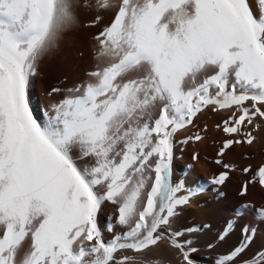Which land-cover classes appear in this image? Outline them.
I'll use <instances>...</instances> for the list:
<instances>
[{"label": "snow or ice", "instance_id": "snow-or-ice-1", "mask_svg": "<svg viewBox=\"0 0 264 264\" xmlns=\"http://www.w3.org/2000/svg\"><path fill=\"white\" fill-rule=\"evenodd\" d=\"M257 4L259 14L252 0H0V264H153L161 245L179 264H202L212 225L182 226L185 209L209 191L223 198L237 171L252 176L241 196L264 186V166L225 160L264 128ZM81 9L94 13L88 23ZM78 27H100L99 63L84 82L51 88L38 110L39 61ZM206 112L220 116L221 171L188 184L193 165L177 180L174 163L182 146L207 139ZM261 227L264 206L242 202L206 244L208 264H264V248L249 255ZM237 229L238 243L220 252Z\"/></svg>", "mask_w": 264, "mask_h": 264}, {"label": "bare ground", "instance_id": "bare-ground-1", "mask_svg": "<svg viewBox=\"0 0 264 264\" xmlns=\"http://www.w3.org/2000/svg\"><path fill=\"white\" fill-rule=\"evenodd\" d=\"M254 10L259 14L257 0H252ZM82 23H88L93 18L94 13L81 9L79 11ZM110 13L105 14V23L110 18ZM102 27V26H101ZM100 31V27L88 29L78 27L75 30L66 31L62 34L59 45L56 49L45 55L38 64V74L33 79L31 88V98L33 104L38 110L46 109L50 100L48 92L53 87L63 89L78 85L84 82L87 72L93 70L99 63L95 59L98 51V45L93 40L94 33ZM103 67V64H100ZM59 95L52 97V100H58ZM218 114L204 113L200 117L201 124H207L209 128L207 139L199 144H189L183 147L182 158L174 163V178H185L188 172V165H193L194 171L186 177L188 184L200 182L207 183L214 174L221 169L214 164V157L221 134L215 130V124L219 120ZM197 129H193L195 131ZM184 133H181V138ZM257 139L251 146L237 148L225 157L226 162H231L238 169L249 167L254 171L264 166V128L255 132ZM194 152L199 153V159L192 160ZM247 157V158H245ZM251 174H243L240 171L235 172L230 182L223 188L225 193L223 198L217 199L215 194L209 191L201 195L190 208L185 209L181 225L186 224H210L212 229L201 235L199 246L202 249L198 259L202 264H208L207 257L211 253L205 251L206 244L213 241L217 234L226 226V221L232 218L234 210L242 202L253 204L257 207L264 206V186L258 181L249 185V191L246 196H241L242 183L251 179ZM112 212L109 206L103 216L102 223L106 224V217ZM253 217L248 215L241 223H252ZM240 232L237 229L231 238L219 249L220 252H227L232 246L240 240ZM264 248V227L260 228L255 243L251 249L252 253ZM153 264H179L180 257L174 250L167 245H161L150 254Z\"/></svg>", "mask_w": 264, "mask_h": 264}]
</instances>
